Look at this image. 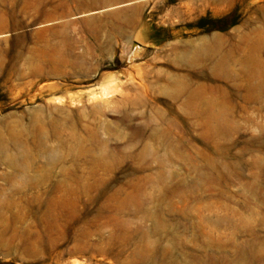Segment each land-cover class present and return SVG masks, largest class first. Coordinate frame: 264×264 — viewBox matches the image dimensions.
Segmentation results:
<instances>
[{"label":"rangeland","instance_id":"rangeland-1","mask_svg":"<svg viewBox=\"0 0 264 264\" xmlns=\"http://www.w3.org/2000/svg\"><path fill=\"white\" fill-rule=\"evenodd\" d=\"M0 264H264V0H0Z\"/></svg>","mask_w":264,"mask_h":264},{"label":"bare ground","instance_id":"bare-ground-1","mask_svg":"<svg viewBox=\"0 0 264 264\" xmlns=\"http://www.w3.org/2000/svg\"><path fill=\"white\" fill-rule=\"evenodd\" d=\"M114 93V89L112 87H106L103 89V93L101 96L105 97V100L108 102L110 96Z\"/></svg>","mask_w":264,"mask_h":264}]
</instances>
